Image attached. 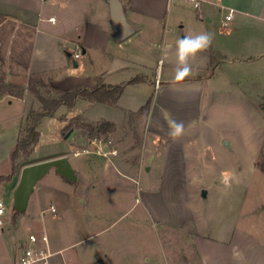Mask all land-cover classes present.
Instances as JSON below:
<instances>
[{"label": "crops", "instance_id": "1", "mask_svg": "<svg viewBox=\"0 0 264 264\" xmlns=\"http://www.w3.org/2000/svg\"><path fill=\"white\" fill-rule=\"evenodd\" d=\"M120 1L134 28L125 39L113 29L109 0H0V77L24 88L21 93L0 90V176L11 173V153L30 112L40 106L29 89L33 76L72 91L94 89L100 83L108 88L123 85L116 102L79 98L69 107L74 115L63 117L66 122L76 116L89 123L110 122L114 129L106 134L116 135L126 132L128 125L138 129L132 118L151 100L139 119L143 125L137 158L132 156L136 148H128L124 140L77 143L83 150L75 154L87 155L86 173L93 175L98 167L104 175L89 182L88 202L93 204L100 193L113 195L115 202L138 193L143 210L154 221L193 239L196 264H264V239L226 221L230 211L213 229L214 235L209 229L202 231L188 191L194 177L190 158L208 119V111H203L208 91L212 97L215 86L243 91V79L229 72L264 57V0H204L200 11L187 0ZM230 12L233 18L226 22ZM202 32L212 34L210 46L189 59L192 74L176 82V41ZM76 52L81 53L79 59L73 56ZM169 114L184 125L178 137L169 135ZM62 155L72 163L66 150L46 159ZM111 168L115 172H109ZM75 169L77 181H82V171ZM14 184L15 176L0 180V190L11 186L14 192ZM27 240L13 254L6 249L0 264H17Z\"/></svg>", "mask_w": 264, "mask_h": 264}, {"label": "rangeland", "instance_id": "2", "mask_svg": "<svg viewBox=\"0 0 264 264\" xmlns=\"http://www.w3.org/2000/svg\"><path fill=\"white\" fill-rule=\"evenodd\" d=\"M235 69L228 72L232 78L243 79V91L228 92L225 86H215L214 97L211 91L206 95L203 111H208V119L201 127L203 136L197 152L189 156L190 171L194 175L188 185L189 198L202 231L209 229L214 235L213 229L225 221L224 214L230 211L226 221L229 219L264 239V57ZM50 95L57 93L51 90ZM145 113L141 111L132 118L138 129L128 125L126 132L120 130L116 135L101 132L95 137H91L80 117L64 120L63 117L74 115L66 105L43 119L38 125L39 140L33 151L29 155L20 153L13 188L25 165L63 150L69 152L72 164L82 171L83 179L72 183L52 168L37 183L23 213L13 211L11 186L2 187L0 194L7 210L5 224L0 227V261L2 256L6 257L7 250L13 254L30 234L40 236L45 232L57 264L197 263L193 239L175 227L154 221L143 210L138 193L120 202H115L113 195L103 197L100 193L93 204L88 202L89 182L100 181L104 175L98 167L93 175L86 173L87 155L75 154L76 149L83 150L82 146L77 148V143L88 145L91 139L99 142L110 137L124 140L128 148H136L132 156L137 158L143 125L139 119ZM72 128L78 134L72 139L66 138L64 133ZM23 131L24 135L26 127ZM110 171L115 172L114 168ZM51 203L55 212L50 209Z\"/></svg>", "mask_w": 264, "mask_h": 264}, {"label": "trees", "instance_id": "3", "mask_svg": "<svg viewBox=\"0 0 264 264\" xmlns=\"http://www.w3.org/2000/svg\"><path fill=\"white\" fill-rule=\"evenodd\" d=\"M29 89L38 98L40 106L38 109L32 110L30 112L28 116L26 132L19 139L18 143L16 144L14 150L11 153V173L8 175H1V181H11L13 179L18 170V159L21 155V152L25 153L26 155H29L33 151L35 145L38 143L39 140L38 125L43 121L45 117L54 115L56 110L63 104L67 105L70 108L74 107L76 101L79 98L90 99L92 101L109 100L111 102H116L119 95L123 91V85L110 86V88H108L107 86H104L100 83L98 87L94 89L84 88L72 91L51 86L50 84H47V82L42 80L40 76L35 75L30 79ZM0 90H6L13 93H21L24 88L12 84H7L0 77ZM51 90L56 91L57 95L51 96ZM150 105L151 100H149L147 104L142 107L141 111H145L147 113ZM83 123V125L86 126L90 134H92L91 137L98 136L101 132L111 131L113 128L112 123L107 121L100 122L99 124H91L85 122Z\"/></svg>", "mask_w": 264, "mask_h": 264}, {"label": "water", "instance_id": "4", "mask_svg": "<svg viewBox=\"0 0 264 264\" xmlns=\"http://www.w3.org/2000/svg\"><path fill=\"white\" fill-rule=\"evenodd\" d=\"M111 10L112 26L120 39H125L134 33V28L126 18L122 2L120 0H109ZM74 65L78 62L74 60ZM74 130L65 133L66 138H72L75 135ZM228 145V142H226ZM69 181H77L78 173L72 165L68 155H62L25 165L21 169L20 178L13 192V211L23 213L27 210L31 195L33 194L37 183L52 169ZM203 195H207V190H203ZM99 264V263H98Z\"/></svg>", "mask_w": 264, "mask_h": 264}, {"label": "built area", "instance_id": "5", "mask_svg": "<svg viewBox=\"0 0 264 264\" xmlns=\"http://www.w3.org/2000/svg\"><path fill=\"white\" fill-rule=\"evenodd\" d=\"M194 9L200 11L204 0H187ZM233 18V13L230 12L226 16V22ZM52 21L55 20V17L51 18ZM75 59H79L81 56L80 52L73 54ZM0 94V100L2 99ZM7 205L0 194V226L5 224L4 216L6 214ZM51 210L55 212V206L51 205ZM17 264H57L55 262V252H52L49 248L48 236L43 232L40 236L32 233L29 235L27 243L23 247Z\"/></svg>", "mask_w": 264, "mask_h": 264}, {"label": "clouds", "instance_id": "6", "mask_svg": "<svg viewBox=\"0 0 264 264\" xmlns=\"http://www.w3.org/2000/svg\"><path fill=\"white\" fill-rule=\"evenodd\" d=\"M213 36L211 33L202 32L194 35H186L176 41V67H175V81L182 82L192 74V67L189 64V59L194 57L197 53L206 51L212 42ZM170 122L169 135L172 137L180 136L184 131L182 122H176L171 119L170 114L166 116Z\"/></svg>", "mask_w": 264, "mask_h": 264}]
</instances>
